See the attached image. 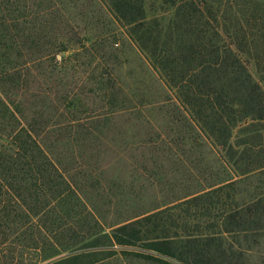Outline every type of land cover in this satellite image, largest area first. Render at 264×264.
<instances>
[{"label":"trees","instance_id":"trees-1","mask_svg":"<svg viewBox=\"0 0 264 264\" xmlns=\"http://www.w3.org/2000/svg\"><path fill=\"white\" fill-rule=\"evenodd\" d=\"M255 1L168 0L169 20L162 22L148 19L145 0H0V264H70L90 256L73 245L92 233L85 230L89 218L101 225L58 148L87 146L101 133L92 122L125 110L113 75L125 36L157 80L176 90L166 116L180 128L148 142L188 146L191 154L205 146L201 136L217 152L212 163L230 165L241 178L210 172L211 182L103 231L105 246L141 248L147 254L120 253L156 264L238 262L237 237L264 233V3L251 8ZM186 157L182 165L194 172L196 162ZM252 175L260 178L254 194L237 189Z\"/></svg>","mask_w":264,"mask_h":264},{"label":"rangeland","instance_id":"rangeland-1","mask_svg":"<svg viewBox=\"0 0 264 264\" xmlns=\"http://www.w3.org/2000/svg\"><path fill=\"white\" fill-rule=\"evenodd\" d=\"M260 1L264 3V0ZM257 3L259 0L250 2L251 8L256 7ZM145 7L148 19L156 18L162 22L169 20L168 0H145ZM163 10L166 12L163 13ZM121 46L120 65L114 69L113 75L126 98L125 110L114 115L108 122H92L90 127L97 126L101 133L96 131L98 139H91L87 146L79 147L76 143L68 142L67 147L58 148L64 157L62 162L68 168L67 176L73 178L82 202L90 212L93 208V215L101 225L97 228L93 219L89 218L85 228V222L80 219L78 226H75L77 233L81 234L80 227L83 226L94 234L80 237L73 247L76 252L90 256L70 264H156L122 257L120 252L125 250H139L146 254L148 251L118 245L107 247L102 232L110 234L123 224V220L161 207L186 193L188 188L201 185L204 180L211 182L214 177L210 180V172L217 173L218 177L228 175L233 180L241 178L230 169V165L212 163L217 158V152H211L201 136L198 143H204L205 146L194 149L191 154H188V146L181 149L171 145L167 149L148 142L149 138L155 141V137L168 132L170 134L180 128V125H174L171 118L166 116V112L172 109L171 104L177 103L176 90L167 89L157 80L145 56L137 51L126 36L121 39ZM57 58L60 59V56ZM249 70L257 82L253 64L249 65ZM259 87L264 89V81L259 83ZM167 99L171 101L162 103V100ZM261 124L264 128V121ZM183 152L185 156H182ZM100 154L103 156L98 157L97 163L89 159L92 157L94 160L95 155ZM148 154L154 155L150 162L146 161V157L143 159ZM186 156L196 162L194 172L187 170L188 163L182 165L181 160H185ZM87 161L91 163L89 168L84 166ZM259 180V176L252 175L247 185L240 183L237 189L246 188L250 194H254V187L258 186ZM79 208L83 213L81 205ZM237 238L241 251L235 264H264V233L256 239ZM97 250L103 253L92 254ZM65 256L63 254L59 258ZM169 261L178 264L174 260Z\"/></svg>","mask_w":264,"mask_h":264}]
</instances>
